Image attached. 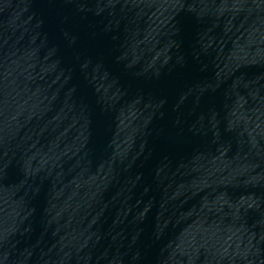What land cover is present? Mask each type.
I'll use <instances>...</instances> for the list:
<instances>
[{"label": "water", "instance_id": "obj_1", "mask_svg": "<svg viewBox=\"0 0 264 264\" xmlns=\"http://www.w3.org/2000/svg\"><path fill=\"white\" fill-rule=\"evenodd\" d=\"M0 264H264V0H0Z\"/></svg>", "mask_w": 264, "mask_h": 264}]
</instances>
